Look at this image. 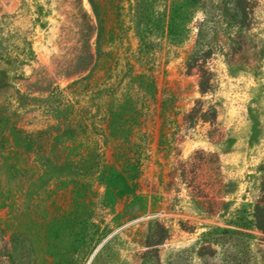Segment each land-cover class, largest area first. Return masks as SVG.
I'll list each match as a JSON object with an SVG mask.
<instances>
[{"label":"rangeland","instance_id":"374dc122","mask_svg":"<svg viewBox=\"0 0 264 264\" xmlns=\"http://www.w3.org/2000/svg\"><path fill=\"white\" fill-rule=\"evenodd\" d=\"M263 176L264 0H0V264H264Z\"/></svg>","mask_w":264,"mask_h":264},{"label":"trees","instance_id":"16d2710c","mask_svg":"<svg viewBox=\"0 0 264 264\" xmlns=\"http://www.w3.org/2000/svg\"><path fill=\"white\" fill-rule=\"evenodd\" d=\"M241 11L244 12V9L241 8ZM207 91V89L204 86V83L201 81L200 83V92L201 94H204ZM215 113V109L212 108V113ZM205 113V112H204ZM260 191H261V199L262 202H264V176L261 180V186H260ZM254 217H255V225L258 229L264 231V205H257L255 212H254ZM161 241H158L157 243H160Z\"/></svg>","mask_w":264,"mask_h":264}]
</instances>
